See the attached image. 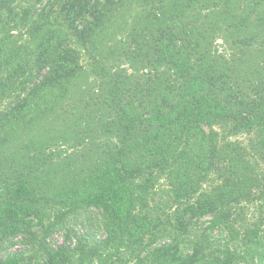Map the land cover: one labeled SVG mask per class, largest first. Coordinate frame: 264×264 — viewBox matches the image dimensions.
Returning <instances> with one entry per match:
<instances>
[{"label": "trees", "instance_id": "obj_1", "mask_svg": "<svg viewBox=\"0 0 264 264\" xmlns=\"http://www.w3.org/2000/svg\"><path fill=\"white\" fill-rule=\"evenodd\" d=\"M0 264H264V0H0Z\"/></svg>", "mask_w": 264, "mask_h": 264}, {"label": "rangeland", "instance_id": "obj_2", "mask_svg": "<svg viewBox=\"0 0 264 264\" xmlns=\"http://www.w3.org/2000/svg\"><path fill=\"white\" fill-rule=\"evenodd\" d=\"M218 41L221 42V40H218ZM55 239H56V241H59V242H62L63 241L61 234H58L57 236H55Z\"/></svg>", "mask_w": 264, "mask_h": 264}]
</instances>
